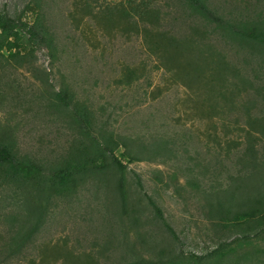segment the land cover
Here are the masks:
<instances>
[{
  "label": "rangeland",
  "instance_id": "374dc122",
  "mask_svg": "<svg viewBox=\"0 0 264 264\" xmlns=\"http://www.w3.org/2000/svg\"><path fill=\"white\" fill-rule=\"evenodd\" d=\"M35 1L0 0V13L23 16ZM39 1L58 50H1L0 140L46 177L73 162L89 140L55 98L66 89L128 167L48 195L0 180V264H264V202L248 201L253 178L264 183V51L211 33L181 0H144L151 12H137L136 26L122 10L97 16L81 0ZM208 1L226 17L264 15V0ZM247 129L261 138L251 151ZM41 209L31 239L8 255L2 247Z\"/></svg>",
  "mask_w": 264,
  "mask_h": 264
},
{
  "label": "trees",
  "instance_id": "16d2710c",
  "mask_svg": "<svg viewBox=\"0 0 264 264\" xmlns=\"http://www.w3.org/2000/svg\"><path fill=\"white\" fill-rule=\"evenodd\" d=\"M80 2H85L83 4L84 8L89 11H93L92 8H94L97 16H104L107 13L110 14L122 10L128 19H132L130 20L131 26L138 25V22L135 20L137 12H151V8L145 4L146 1L144 0L140 2L137 0H127L120 3L104 1L99 3L98 6L92 3L94 2L93 0H81ZM181 3L186 10L193 13L192 15L196 17L197 21L212 27L211 33H221L232 41L235 40L236 42L264 51V15L256 20L226 17L213 8L208 0H181ZM128 5H130L131 11L127 9ZM23 14V16L13 17L7 13H0V52L5 48L9 53L16 55L14 47H19L22 44L24 48L27 46L47 48L54 55V52L58 50L57 36L55 31L46 22V13L40 1L28 4ZM183 38L179 40L169 36L167 38V45L181 47L183 46L182 42H184ZM208 38L201 39L198 43H202ZM163 46L165 45L159 43L157 48ZM17 51L19 54L21 53L19 50ZM54 95L63 106L70 109L69 113L72 120L78 125L81 133L89 141L83 142L73 162H66L62 167L54 169L51 175L46 177L43 173L42 165L28 157H20L15 150V145L11 141L0 140L1 184L15 185L21 188L38 183L43 186V191L48 195L50 190L57 192L69 190L76 181L86 177V174L91 171L99 175L101 173L107 174L109 173L107 169L110 168L123 175L128 165L116 153L118 142H115V137L113 135L98 137L92 112L87 106L75 103L74 96L69 90H61ZM247 131V144L250 146L249 151H251L258 144L256 137L258 139L261 138L254 133V130V134L248 129ZM128 154L129 151L125 150L123 156ZM255 159L258 160V158ZM257 178L264 181V175H259ZM255 179L256 177L253 178L252 194H248V201L249 204L258 206L259 203L264 202V192H261L264 190L259 187L262 186L264 188V183L262 181L261 183L257 182ZM149 201L157 217L163 222L169 232L177 238L178 235L175 229L168 223L160 205L152 198H149ZM31 202L33 205H30L28 201H25V204L33 208L34 200H31ZM221 203L225 204L223 201ZM43 215L44 210L41 209L36 221H32L33 223L28 226L24 224V227L21 226L16 231L13 243L2 247L4 249L9 248L8 255L20 252L25 242L31 239L38 228Z\"/></svg>",
  "mask_w": 264,
  "mask_h": 264
}]
</instances>
